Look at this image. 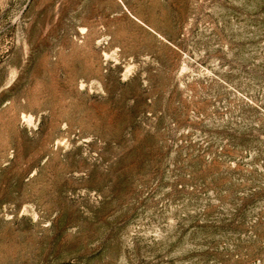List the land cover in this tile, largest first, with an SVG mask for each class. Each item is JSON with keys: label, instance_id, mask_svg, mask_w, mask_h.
<instances>
[{"label": "rangeland", "instance_id": "374dc122", "mask_svg": "<svg viewBox=\"0 0 264 264\" xmlns=\"http://www.w3.org/2000/svg\"><path fill=\"white\" fill-rule=\"evenodd\" d=\"M0 264H264V0H0Z\"/></svg>", "mask_w": 264, "mask_h": 264}]
</instances>
